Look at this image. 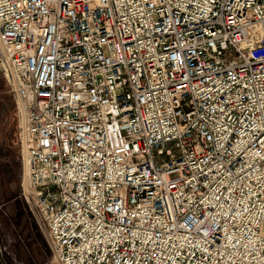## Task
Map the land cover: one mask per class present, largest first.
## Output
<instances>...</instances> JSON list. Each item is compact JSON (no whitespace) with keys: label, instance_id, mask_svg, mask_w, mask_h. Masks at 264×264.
Segmentation results:
<instances>
[{"label":"built area","instance_id":"1","mask_svg":"<svg viewBox=\"0 0 264 264\" xmlns=\"http://www.w3.org/2000/svg\"><path fill=\"white\" fill-rule=\"evenodd\" d=\"M0 70L52 264H264V0H0Z\"/></svg>","mask_w":264,"mask_h":264},{"label":"rangeland","instance_id":"2","mask_svg":"<svg viewBox=\"0 0 264 264\" xmlns=\"http://www.w3.org/2000/svg\"><path fill=\"white\" fill-rule=\"evenodd\" d=\"M0 72L2 71L0 70ZM0 99H3L6 102V104L1 105V112L5 110H7V112L13 111L11 109V100L14 99L13 101L16 104L14 95L6 90L5 84L2 80H0ZM12 161L13 160L11 159L10 155L5 157L3 154L0 157V264L4 262L3 258L9 264H16L17 260L22 259L21 257L24 256L22 247L23 245L20 246V242L18 244L17 241L20 239L19 235H21L23 238L25 236V239L28 238L26 231L30 222H28L29 219L27 221L26 208L32 211L29 202L25 198L22 190V155L21 171H19L16 163ZM33 215L36 218L34 213ZM41 233L44 238L42 230Z\"/></svg>","mask_w":264,"mask_h":264},{"label":"crops","instance_id":"3","mask_svg":"<svg viewBox=\"0 0 264 264\" xmlns=\"http://www.w3.org/2000/svg\"><path fill=\"white\" fill-rule=\"evenodd\" d=\"M5 78L4 74L0 72V80H2L5 84L6 90L13 94ZM13 100H11V109L13 111L7 112V110H5L1 112V105L6 104V102L3 99H0V157L3 154L5 157L10 155L13 160L12 162H15L19 171H21V147L19 139L18 114L16 104ZM26 210L27 221L29 219L28 222H30L26 231L28 238L25 239V236L23 238L19 235L20 239L17 242L18 244L20 242V246L23 245L24 256L21 257L22 259L17 260L16 264H51L52 251L47 246L42 236L40 226L32 211L27 208ZM3 261L4 262L1 264H9L4 258Z\"/></svg>","mask_w":264,"mask_h":264},{"label":"snow or ice","instance_id":"4","mask_svg":"<svg viewBox=\"0 0 264 264\" xmlns=\"http://www.w3.org/2000/svg\"><path fill=\"white\" fill-rule=\"evenodd\" d=\"M217 199H219V197H217ZM180 228H184V227H186V225H178ZM155 242V241H154ZM177 255H178V253H177ZM189 257H192V256H195V253L193 252V253H188L187 254ZM169 259H170V257H169ZM198 259H199V257H198ZM189 264H190V261H189Z\"/></svg>","mask_w":264,"mask_h":264}]
</instances>
